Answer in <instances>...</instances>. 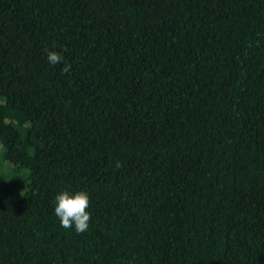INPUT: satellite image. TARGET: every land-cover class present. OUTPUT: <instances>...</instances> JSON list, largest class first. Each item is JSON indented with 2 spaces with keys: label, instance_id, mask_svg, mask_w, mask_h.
Listing matches in <instances>:
<instances>
[{
  "label": "trees",
  "instance_id": "trees-1",
  "mask_svg": "<svg viewBox=\"0 0 264 264\" xmlns=\"http://www.w3.org/2000/svg\"><path fill=\"white\" fill-rule=\"evenodd\" d=\"M0 160V264H264V0H0Z\"/></svg>",
  "mask_w": 264,
  "mask_h": 264
},
{
  "label": "clouds",
  "instance_id": "clouds-1",
  "mask_svg": "<svg viewBox=\"0 0 264 264\" xmlns=\"http://www.w3.org/2000/svg\"><path fill=\"white\" fill-rule=\"evenodd\" d=\"M46 58L53 66L63 60V57L54 51H47ZM70 69L71 66L65 64L61 71L62 73H68ZM116 167H120L119 162H117ZM89 205V196L85 191H76L72 194L63 191L57 194L55 196L54 212L59 218L60 226L64 229L74 228L78 234L86 232L91 219L90 213L86 211Z\"/></svg>",
  "mask_w": 264,
  "mask_h": 264
},
{
  "label": "rangeland",
  "instance_id": "rangeland-1",
  "mask_svg": "<svg viewBox=\"0 0 264 264\" xmlns=\"http://www.w3.org/2000/svg\"><path fill=\"white\" fill-rule=\"evenodd\" d=\"M12 165L6 161L0 160V185L9 181L19 182L22 184L21 187L18 185L10 191H7V195L20 193L24 189V183L26 182V170L24 168H17L13 173L10 171ZM11 177L10 179H8Z\"/></svg>",
  "mask_w": 264,
  "mask_h": 264
}]
</instances>
